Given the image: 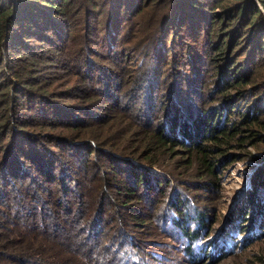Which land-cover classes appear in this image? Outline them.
<instances>
[{
    "label": "rangeland",
    "instance_id": "1",
    "mask_svg": "<svg viewBox=\"0 0 264 264\" xmlns=\"http://www.w3.org/2000/svg\"><path fill=\"white\" fill-rule=\"evenodd\" d=\"M142 1L129 0L135 7L123 11L115 9L117 0L112 7L107 0H67L52 12L36 1L27 20L35 25L23 28L28 33L22 44L0 46V264H50L57 254L48 249L50 240L76 249L73 264L264 259V223L253 214L255 205L264 204V187L251 184L253 175L264 182L263 170L256 176L264 165V46L249 56L241 31L230 37L237 15L233 21L219 16L229 0L203 2L201 10L211 15L193 29L184 20L185 30L175 22L160 24L161 1ZM253 4L264 19L261 5ZM40 5L43 12L35 8ZM12 56L23 72L7 60ZM232 64L241 71L239 79L224 83V66ZM173 76L180 80L176 85ZM176 91L202 112L201 120L209 118L207 126L220 137L204 160L193 141L161 136ZM146 105L153 113L149 120L136 113ZM210 105L213 113L202 111ZM192 111L194 119L200 111ZM209 134L193 140L209 144ZM30 148L54 166L39 165L26 153ZM252 187L257 204H250L243 222L248 228L241 233L238 208ZM176 214L193 233L174 223ZM95 217L107 233H98V259H89L77 246L75 221L83 225L80 241L86 245L90 239L83 236ZM55 220V233L44 229ZM110 233L106 242L115 238L112 247L101 249ZM222 249L227 254L215 258Z\"/></svg>",
    "mask_w": 264,
    "mask_h": 264
},
{
    "label": "trees",
    "instance_id": "2",
    "mask_svg": "<svg viewBox=\"0 0 264 264\" xmlns=\"http://www.w3.org/2000/svg\"><path fill=\"white\" fill-rule=\"evenodd\" d=\"M36 1H42L45 3V5H49V7L46 6L45 7L46 9H44V10H48L49 12L50 11L52 12V9H54L53 5H55V7H60L61 5L65 6L64 4L65 2H67V0H53V2H50L49 0H33V1L32 0H0V46L2 48L4 47L5 49H15L16 45L22 44L20 37L22 35H25L24 33H28V28L27 29H23V28L30 26V24L35 25L33 24V20H30V22L27 20H29L30 17L34 15L31 13V10H32L31 6H36L34 4V2ZM151 1H154V0H151ZM159 1H161L165 6V11L161 15L162 16L161 19L159 20L161 22L160 24L166 26L167 24H172L175 22V26L179 30L181 29L185 30L184 28L185 25L183 24L184 20L190 19L189 24L187 26L193 29L197 23L205 22L206 15H211L201 10L202 9L201 4L203 2L205 3V6H206L207 3L217 2L218 4H220L222 1H225V0H159ZM229 1H230V6L228 7V6L223 5L222 6L223 10L219 14V16L224 17V19H229V21L232 19L233 21L235 19V16L237 15V22H234L232 29H229L228 32H229L230 37H233L235 33H238L239 31H241V34H242L241 38H243V42H244L242 49L246 51L247 47H249L250 51L248 55L250 56L253 49L258 50L264 46V45H260V44H264V19L259 14V10L254 6L253 0L252 1L251 0H229ZM256 2H258V4H260L262 9L264 10V0H256ZM112 3H113V0H107V4H110L111 7H112ZM139 5L140 4H137V6ZM192 5L193 6L199 5V10H194V7ZM41 6L43 5H40L39 7H35L36 10L42 11L43 9ZM129 7H135V3L130 4L129 0H117V3L115 5L116 10H119V9L123 10ZM139 10L137 11L139 12ZM55 11H56L55 13H58L60 9H55ZM175 13H176V17L173 18V14ZM242 23H244V25H242ZM10 55H13V54H10ZM7 60L16 61L14 67L18 70V72L21 73L24 71L25 69L24 66L18 63L20 62L18 57L12 56L11 58ZM233 65L234 64H232L231 66L228 65L231 68H228V66H224V71H222V76L224 78H222V82L225 83L227 82L228 79H234V80L239 79V73L241 71L237 67H234ZM176 77L177 76H173V79H172V82L175 85L180 82L179 78H176ZM188 86L189 88L191 87L192 91H195V85L190 84ZM135 91H136V87H134L133 92L127 93L129 96V101L131 97L135 96ZM189 93L190 92L187 89L185 88L183 89V94L188 96ZM144 95L148 96V90L146 89L144 90ZM188 98L190 99L192 103H195L197 105V100L192 98L193 99L192 101L191 97L189 96ZM190 101L187 99V97L185 98L183 95H180L176 91V94L173 95L172 99L169 101V106L166 108L164 112L165 116L162 119V127L164 128L165 132L162 133V135L159 132V135H161L162 138L163 136H165L171 140H178L181 138V139H186L188 141H193L192 144L194 145V148H195L194 152L198 154L200 153L202 155L201 159L204 160L205 158L204 154L206 152H211L213 149H215V146L211 145V143L215 142L219 144L220 137L212 134L213 131L210 129L209 126H207L211 123V121L209 122L208 117H206L205 120H201L203 119L202 117H200L202 115V112L200 110H197L194 104L191 105L190 103H188ZM126 103H127L126 105H128V101ZM149 106L150 105H146L144 106L143 109H138L136 113L142 116L143 119L149 120V118L152 117V114H153L151 109H148ZM126 108H128V106H126ZM193 108L196 110V112L200 111V113L199 115L195 116L194 119H191V114H193L192 113ZM202 111H209L213 113L214 108H212V105H210L207 110H202ZM250 113H252V111ZM247 116L248 114L242 118V121H244ZM181 118H183L182 121H181ZM220 119H218V121L216 122V125L221 123L222 119L221 120ZM191 125H192V128H191ZM209 130L211 131L209 132ZM201 133H203L202 135L203 138L209 133H211L209 134V137L212 138L213 141H210L209 144H203V143L194 141L193 137H197L201 135ZM209 137H208V140H209ZM155 138L159 139L158 136H155ZM203 141H207V140H203ZM23 151L24 149H22L21 152ZM26 153H28L39 165L43 163V165H45V167L47 168L54 166V163L51 164L52 163L51 160H48V159L43 160V157H41L42 154L34 151L32 148L28 149ZM262 170L264 171V165L256 173V176H258V174ZM253 177L254 175L252 176L251 184H253L254 186L259 184L260 186L264 187V182L260 183L259 182L260 180L258 181L256 179L253 180ZM3 179H4V182L8 180L6 176H4ZM143 179H142L143 181H148L147 177ZM253 193H254V187H252L251 192L247 194V197L244 203L245 206L238 208L240 220H239V224L237 225V228L239 229L241 233H244L246 229L248 228L246 224L243 222L247 221L246 219H248V215H249L248 210H249L250 204L251 203H253L252 205L257 204L255 196H253ZM255 207H256V210H254L253 214H255V216L260 215L261 220H262L261 224H263L264 223V204L258 203L257 205H255ZM173 221L177 225L179 224V226L181 227L182 230H184L185 233L187 234H190L191 232L193 233V229H194L193 226L189 228L188 227L186 228L185 226H183L184 219L179 214H176V218H174ZM78 222H79V219L75 221V224H76L75 234L79 238V241L77 242V246L80 249L85 250V253L88 254V256L90 257L89 259H94V258L98 259L99 252L97 250L98 249L97 246L95 245L98 243V233H103V234L107 233V231H105L103 222L99 218H96V217L93 218V220L91 221L93 228L88 229V231H85V235L83 236L84 239H90V241L86 243V245L84 241L82 243L80 241L79 231L82 230L81 227H83V225H81V227L78 228L77 227ZM122 224L123 223H120V227L118 230L122 229L121 227ZM202 224L203 223H199V225H202ZM112 227L114 228L113 224L108 226V230H111ZM57 228H60V222L58 220H55L53 223H51V225L50 224L48 226L45 225L44 229L52 233H55ZM113 236H114V233H110L106 235L105 242H102V244L100 245L101 249L103 247H107L108 249L112 247L111 243L114 242L115 238H113L112 240L110 239V241L108 242H106V240L109 238H112ZM247 238H250V237H247ZM63 239H65L64 236H63ZM50 241H51L50 243L51 245H49L48 249L57 253L55 256H52L54 258V262L49 261L50 264H60L59 262H63V261L73 264L72 257L77 254L75 252L76 249L72 245H68L63 240L61 241L50 240ZM94 249H96V252L93 255H90L89 253L92 254V251ZM224 254H227V252L224 249H222L219 251V253L216 256L214 254H212L211 256H215V258H217L218 256H221ZM87 261L91 263L93 260H87ZM259 263L264 264V259H259L258 264Z\"/></svg>",
    "mask_w": 264,
    "mask_h": 264
}]
</instances>
